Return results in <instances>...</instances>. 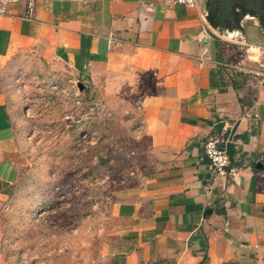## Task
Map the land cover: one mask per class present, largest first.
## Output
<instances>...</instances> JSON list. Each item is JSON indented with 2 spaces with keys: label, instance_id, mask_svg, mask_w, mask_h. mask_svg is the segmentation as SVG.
<instances>
[{
  "label": "crops",
  "instance_id": "0c3cea01",
  "mask_svg": "<svg viewBox=\"0 0 264 264\" xmlns=\"http://www.w3.org/2000/svg\"><path fill=\"white\" fill-rule=\"evenodd\" d=\"M222 1L216 30L206 0L193 8L177 0H35L31 15L26 1L7 4L0 202L18 148L3 75L15 59L55 61L84 82L99 81L105 105L138 112L148 141L152 172L113 207L107 264H264V85L251 93L232 70L264 63V26L243 13L235 23L232 0ZM210 137L229 158L225 176L204 156Z\"/></svg>",
  "mask_w": 264,
  "mask_h": 264
},
{
  "label": "rangeland",
  "instance_id": "374dc122",
  "mask_svg": "<svg viewBox=\"0 0 264 264\" xmlns=\"http://www.w3.org/2000/svg\"><path fill=\"white\" fill-rule=\"evenodd\" d=\"M13 63L2 88L18 148L0 202V264H107L113 207L152 172L141 116L105 105L99 81L55 61Z\"/></svg>",
  "mask_w": 264,
  "mask_h": 264
},
{
  "label": "built area",
  "instance_id": "2783aa9c",
  "mask_svg": "<svg viewBox=\"0 0 264 264\" xmlns=\"http://www.w3.org/2000/svg\"><path fill=\"white\" fill-rule=\"evenodd\" d=\"M18 1V0H0V17L6 15V6L7 4ZM27 2V12L29 15L32 13L33 2L35 0H23ZM178 4L188 6V7H197V0H177ZM232 70H235L242 77L246 86H248L252 91L256 87H261L264 85V63L256 62L255 68H250L244 63H237L235 66H232ZM203 153L209 162L210 169L219 176L226 175V168L229 166V158L225 149L221 146V141L217 137H210L203 145ZM233 176V171H229ZM150 264V263H143Z\"/></svg>",
  "mask_w": 264,
  "mask_h": 264
},
{
  "label": "water",
  "instance_id": "95a60500",
  "mask_svg": "<svg viewBox=\"0 0 264 264\" xmlns=\"http://www.w3.org/2000/svg\"><path fill=\"white\" fill-rule=\"evenodd\" d=\"M212 3V0H206L207 14L205 19L211 28L216 30V18L220 13V8L219 6H214V3ZM232 3L231 13L235 23L238 22L237 17L239 14L243 13L258 19L260 24L264 26V0H232ZM235 6H237L240 10L234 11L233 8ZM239 25H241V23ZM258 167H260V165Z\"/></svg>",
  "mask_w": 264,
  "mask_h": 264
},
{
  "label": "flooded vegetation",
  "instance_id": "af4514ba",
  "mask_svg": "<svg viewBox=\"0 0 264 264\" xmlns=\"http://www.w3.org/2000/svg\"><path fill=\"white\" fill-rule=\"evenodd\" d=\"M218 1H219V2H218ZM221 1H222V0H216V3H217V4H215V5H216V6H219V5L221 6V3L223 2V1H222V2H221ZM220 2H221V3H220ZM218 3H220V4L218 5Z\"/></svg>",
  "mask_w": 264,
  "mask_h": 264
}]
</instances>
